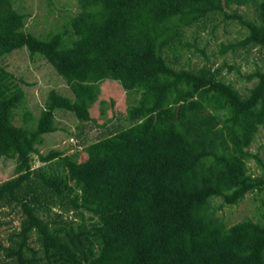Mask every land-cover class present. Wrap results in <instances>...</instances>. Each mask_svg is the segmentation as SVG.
I'll list each match as a JSON object with an SVG mask.
<instances>
[{
    "label": "trees",
    "instance_id": "trees-1",
    "mask_svg": "<svg viewBox=\"0 0 264 264\" xmlns=\"http://www.w3.org/2000/svg\"><path fill=\"white\" fill-rule=\"evenodd\" d=\"M76 1L78 11L41 37L25 29L28 13L0 0V59L25 47L72 92L51 89L36 117L0 66V159L16 162L0 181V264H264V222L227 226L216 214L264 193V160L248 149L264 129V70L246 76L256 82L242 95L220 67L175 68L170 58L195 45L183 40L188 28L217 13L247 30L221 53L264 50V0ZM232 5L252 6L254 19L227 14ZM105 79L132 93L129 124L75 152L40 154L59 129L57 110L96 122L90 106Z\"/></svg>",
    "mask_w": 264,
    "mask_h": 264
},
{
    "label": "rangeland",
    "instance_id": "rangeland-1",
    "mask_svg": "<svg viewBox=\"0 0 264 264\" xmlns=\"http://www.w3.org/2000/svg\"><path fill=\"white\" fill-rule=\"evenodd\" d=\"M15 7L28 13L25 29L34 35L45 37L52 31H57L60 25L69 19V16L78 11L76 0H13ZM227 14L233 12L254 19L255 12L252 6L232 5L225 9ZM69 14V15H68ZM247 33L240 22L232 17H225L217 13L207 19L203 25L193 26L186 30L184 42L195 43L181 49L180 56L175 60L171 56L175 68H198L203 64L212 68L220 67L219 78L231 82L242 95L248 93L256 82L255 78L248 80L246 76L255 70H264V50L258 47L244 48L239 45L234 49L227 48L221 53V44L228 45L241 40ZM200 49H203L202 53ZM0 66L11 72L23 87L25 105L32 114L38 117L44 106L45 99L51 89L72 97V92L64 79L43 58L31 59L26 48L16 49L0 59ZM233 66V67H232ZM132 102V93L125 91L114 80L105 79L99 84L97 100L90 106V113L96 120L81 121L71 112L57 110L55 120L59 129L44 135L43 143L37 146L40 154L50 149L62 150L65 154L72 153L88 143L105 137L109 132H115L127 126V106ZM15 123H22L19 115ZM252 153H258L264 160V129H261L248 148ZM33 154V165L41 164ZM15 159H0V181L15 174ZM252 173L258 174L260 168L254 158L247 161ZM260 193H247L237 204H224L216 209V214L222 217L227 226L244 218L264 222V205H261ZM214 204H220L221 198H214ZM56 210V209H55ZM70 217L71 213L68 214ZM15 219L13 224H16ZM9 230H3L6 235ZM33 244L37 246L34 242Z\"/></svg>",
    "mask_w": 264,
    "mask_h": 264
}]
</instances>
